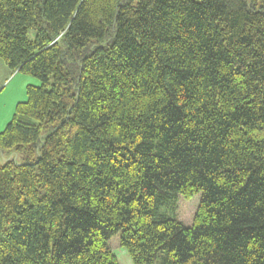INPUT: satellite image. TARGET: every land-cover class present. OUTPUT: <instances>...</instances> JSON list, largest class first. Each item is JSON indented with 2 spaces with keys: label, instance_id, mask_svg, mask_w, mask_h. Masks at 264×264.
Segmentation results:
<instances>
[{
  "label": "trees",
  "instance_id": "1",
  "mask_svg": "<svg viewBox=\"0 0 264 264\" xmlns=\"http://www.w3.org/2000/svg\"><path fill=\"white\" fill-rule=\"evenodd\" d=\"M0 59V264H264V0H0Z\"/></svg>",
  "mask_w": 264,
  "mask_h": 264
},
{
  "label": "rangeland",
  "instance_id": "2",
  "mask_svg": "<svg viewBox=\"0 0 264 264\" xmlns=\"http://www.w3.org/2000/svg\"><path fill=\"white\" fill-rule=\"evenodd\" d=\"M35 37V31H28V38L33 40ZM0 66V131H2L6 124L11 120L15 105L19 101L26 100V87L27 85H39V80L24 72L11 71L4 62ZM3 163V159L0 157V164ZM195 202L191 205L193 208ZM113 254L118 264H134L129 253L125 247L119 246L113 249Z\"/></svg>",
  "mask_w": 264,
  "mask_h": 264
},
{
  "label": "crops",
  "instance_id": "3",
  "mask_svg": "<svg viewBox=\"0 0 264 264\" xmlns=\"http://www.w3.org/2000/svg\"><path fill=\"white\" fill-rule=\"evenodd\" d=\"M5 64V63H4ZM3 65V63L2 62H0V66H2Z\"/></svg>",
  "mask_w": 264,
  "mask_h": 264
}]
</instances>
